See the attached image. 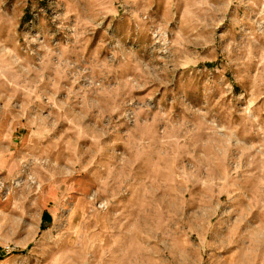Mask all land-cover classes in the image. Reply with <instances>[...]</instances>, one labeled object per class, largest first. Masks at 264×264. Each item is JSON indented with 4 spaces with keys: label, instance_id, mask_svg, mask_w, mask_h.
<instances>
[{
    "label": "rangeland",
    "instance_id": "374dc122",
    "mask_svg": "<svg viewBox=\"0 0 264 264\" xmlns=\"http://www.w3.org/2000/svg\"><path fill=\"white\" fill-rule=\"evenodd\" d=\"M0 264H264V0H0Z\"/></svg>",
    "mask_w": 264,
    "mask_h": 264
}]
</instances>
